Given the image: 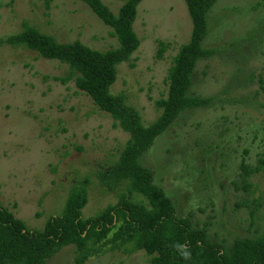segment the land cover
<instances>
[{
    "label": "rangeland",
    "instance_id": "obj_1",
    "mask_svg": "<svg viewBox=\"0 0 264 264\" xmlns=\"http://www.w3.org/2000/svg\"><path fill=\"white\" fill-rule=\"evenodd\" d=\"M115 14L127 0H102ZM33 26L57 41L76 40L100 51L119 47L114 30L82 0H0V39ZM204 47L191 91L212 98L188 109L142 158L154 182L182 216L230 245L264 229V182L252 176L243 188V159L255 166L264 152V0H218L208 13ZM140 47L118 65L113 94H123L142 122L154 123L168 94V74L180 47L191 38L185 0H142L133 24ZM162 55L160 56V52ZM69 65L23 45L0 42V204L32 230L63 212L74 187L85 186L84 218L129 194L127 184L110 190L100 173L116 163L130 135L76 85ZM261 204L254 218V198ZM146 202L141 194H132ZM75 246L46 264H72ZM87 264H150L145 251L110 250Z\"/></svg>",
    "mask_w": 264,
    "mask_h": 264
},
{
    "label": "trees",
    "instance_id": "obj_2",
    "mask_svg": "<svg viewBox=\"0 0 264 264\" xmlns=\"http://www.w3.org/2000/svg\"><path fill=\"white\" fill-rule=\"evenodd\" d=\"M82 1L114 30L119 47L100 51L78 40L62 43L29 25L4 41L26 46L47 59L69 65L71 74H77V87L129 133L119 160L100 173L108 189L115 190L126 183L129 194H122L117 203L84 218L88 190L85 186L74 187L63 212L51 216L41 230L29 229L23 220L0 204V264H46L48 258L70 245L75 246L72 264H87L91 258L110 250L145 251L150 264H264V229L256 236L236 238L230 245L212 239L206 225L198 227L191 217L178 213L173 200L154 182L152 169L142 162L156 138L182 112L208 106L212 101L191 89L197 63L216 53L215 49L204 47V40L209 33L208 13L218 0H185L193 23L191 38L174 57L167 77V97L156 101L163 111L148 126L123 94L111 92L118 65L129 61L140 47L133 24L142 0H127L118 14L102 0ZM4 41L0 39L1 43ZM257 174L264 182V152L255 166L242 160V183L248 193L256 190L251 178ZM134 193L143 195L146 202L134 200ZM260 204V198L255 197L252 218Z\"/></svg>",
    "mask_w": 264,
    "mask_h": 264
}]
</instances>
